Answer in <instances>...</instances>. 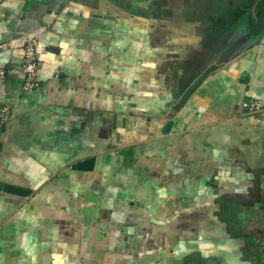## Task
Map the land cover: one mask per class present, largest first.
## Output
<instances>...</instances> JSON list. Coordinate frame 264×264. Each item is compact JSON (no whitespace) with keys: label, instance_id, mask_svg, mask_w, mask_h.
<instances>
[{"label":"crops","instance_id":"crops-1","mask_svg":"<svg viewBox=\"0 0 264 264\" xmlns=\"http://www.w3.org/2000/svg\"><path fill=\"white\" fill-rule=\"evenodd\" d=\"M256 5L2 0L0 183L30 194L0 191V264H264L224 213L264 205V110L243 108L264 101Z\"/></svg>","mask_w":264,"mask_h":264},{"label":"built area","instance_id":"built-area-1","mask_svg":"<svg viewBox=\"0 0 264 264\" xmlns=\"http://www.w3.org/2000/svg\"><path fill=\"white\" fill-rule=\"evenodd\" d=\"M2 0H0V3ZM40 69L41 62L38 58L37 41H29L24 48V62L21 72L24 75V90L32 92L40 88ZM5 77V72L0 70V78ZM243 108L250 114H256L264 110V101L249 100L243 103ZM12 111L9 106L0 109V126H4L11 121Z\"/></svg>","mask_w":264,"mask_h":264},{"label":"rangeland","instance_id":"rangeland-1","mask_svg":"<svg viewBox=\"0 0 264 264\" xmlns=\"http://www.w3.org/2000/svg\"><path fill=\"white\" fill-rule=\"evenodd\" d=\"M230 201L232 202V200H230ZM237 202H240V201H237ZM223 205L224 204H222V205L220 204L219 207L222 208ZM230 206H231L230 204H227V207L225 208L226 212H224V213H226L225 214L226 217L228 215V219H227L228 221L227 222L233 223V224H235L237 222L241 223V224L247 226L246 229L251 231V232H252V229H254L255 231H257V230L259 231L260 230V231L264 232V211H262V210H264V206L263 205H260V204L253 205V210L252 211H247L246 210L247 206L242 204V203L234 204L233 206H231V208L229 210ZM249 207H250V205L248 206V209H250ZM255 209H256V211L258 213H260V212H263V213H260L261 215L260 214H256V213H254ZM227 210H228V212H227ZM249 212H251V214L254 213L253 214L254 218L262 217V219H253L252 221L248 222L247 217H250V215H251V214H249ZM224 213L222 211L220 213V215H224ZM233 224H231V225H233ZM260 242L264 243V237L260 239Z\"/></svg>","mask_w":264,"mask_h":264},{"label":"water","instance_id":"water-1","mask_svg":"<svg viewBox=\"0 0 264 264\" xmlns=\"http://www.w3.org/2000/svg\"><path fill=\"white\" fill-rule=\"evenodd\" d=\"M253 14L256 18V22H258L259 25H261L260 28L264 29V0H257V5H256L255 10L253 11ZM5 128H6L5 125L0 127V134L5 131ZM0 148H1V143H0ZM85 164H92L93 165L94 159L87 161L86 163H84V165ZM74 168H77V167H74ZM78 168L82 169L83 163H80L78 165ZM0 191H5L8 193L16 194V195L23 196V197H26L30 194V191H28V190L10 187V186L4 185L2 183H0Z\"/></svg>","mask_w":264,"mask_h":264},{"label":"flooded vegetation","instance_id":"flooded-vegetation-1","mask_svg":"<svg viewBox=\"0 0 264 264\" xmlns=\"http://www.w3.org/2000/svg\"><path fill=\"white\" fill-rule=\"evenodd\" d=\"M263 206H264V205H263ZM261 210H262V209H261ZM262 211H264V210H262ZM255 212H256V211H254V213H255ZM254 213L251 214V212H249V214H251V215H250V217H248V219H247L248 222H250V221H252L253 219H255L254 216H253ZM257 214H259V213H257ZM252 216H253V217H252ZM245 228H247V226H245ZM252 232H253L254 234H255V233H258V237H259V238H262V236L264 235V232H263V231H260V230H259V231L257 230V232H255V230L252 229ZM262 241H263V240H262Z\"/></svg>","mask_w":264,"mask_h":264}]
</instances>
